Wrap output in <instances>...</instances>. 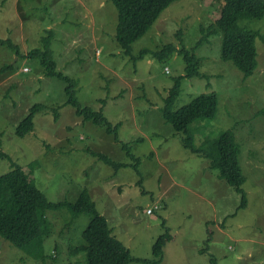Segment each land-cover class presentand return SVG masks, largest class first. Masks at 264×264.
<instances>
[{
	"label": "rangeland",
	"instance_id": "obj_1",
	"mask_svg": "<svg viewBox=\"0 0 264 264\" xmlns=\"http://www.w3.org/2000/svg\"><path fill=\"white\" fill-rule=\"evenodd\" d=\"M221 4L222 0H175L133 42L132 54L171 41L180 48L178 34L185 47L192 49L202 36L201 25L216 20ZM117 20L118 10L111 0H0V38L12 37L24 53L39 47L45 31L54 29L52 48L58 69L78 80L82 105L102 107L110 121L121 123L119 138L140 157V174L124 167L115 175L113 167L85 150L129 160L103 127L91 121L82 124L74 108L64 104L66 83L46 77L39 58L19 59L0 45L2 150L28 174L39 172L36 184L52 201H75L79 191L87 188L117 238L134 257L149 260L130 264H154L153 245L166 229L163 222L172 239L159 264H264V116L256 114L264 107L263 43L257 38L258 68L243 79L231 62L221 59L220 35L210 37L196 53L203 59L201 71L209 76L211 87L207 79L186 78L174 105L178 109L200 93L217 94L216 116L196 121L192 130L196 144L224 129L237 135L248 177L244 184L248 203L236 212L241 194L218 177L219 171L210 168L205 157L186 149L183 134L162 116L168 90L175 77L184 73L183 55L176 51L164 61L151 55L132 60L116 40ZM243 22L264 33V17ZM7 63H15V70L1 71ZM38 102L59 106L60 119L55 121L52 111L38 113L34 130L19 137V122ZM10 169V161L0 158V174ZM155 204L160 208L148 213ZM62 215L49 213L55 225L53 240L59 243L56 261L22 258L23 250L0 236V264H71L68 241L73 235L81 236L89 218L81 215L67 229ZM209 234L210 249L200 253ZM79 259L73 262L81 264Z\"/></svg>",
	"mask_w": 264,
	"mask_h": 264
},
{
	"label": "trees",
	"instance_id": "obj_2",
	"mask_svg": "<svg viewBox=\"0 0 264 264\" xmlns=\"http://www.w3.org/2000/svg\"><path fill=\"white\" fill-rule=\"evenodd\" d=\"M111 1L118 10L115 37L126 56H130L132 60H138L151 55L159 61H164L176 51L183 55L186 63L184 73L175 77L172 87L168 90L167 96L164 98V107L161 109L162 116L177 133L183 134L182 144L186 149L200 157H205L209 161V167L219 171L218 177L241 194V203L236 212L238 209L247 207L248 199L244 184L248 177L241 164L242 145L235 132L232 129H224L210 133L200 144H196L194 141L192 124L199 120L213 119L216 116L217 94L215 92L200 93L178 109H175L174 105L181 92L182 81L186 78L207 79L206 85L211 87L209 76L201 71L203 59L197 55L196 49L212 36L220 35L221 59L231 62L243 74V79L255 72L259 63L256 42L259 38L264 45V33L259 29L245 25L243 21L263 18L264 0H222L219 16L210 25H201L202 36L192 49L185 47L184 38L178 34L180 48L177 43L171 41L155 50L145 47L137 55L132 54L133 42L147 33L163 10L175 0ZM247 22L249 21L247 20ZM54 36V29H47L40 38L41 45L31 48L26 53L23 52L21 44L12 37L0 38V45L14 51L19 59L39 58L46 77H57L66 83L64 104L74 108L75 114L82 118V124L91 121L95 125L103 127L107 134L114 137L129 160H115L102 151L90 148H85V150L93 157H97L98 160L100 159L113 167L115 175L119 169L124 167H132L140 174V157L133 153L128 142L119 138L121 123L110 121L102 107L97 110L82 105L77 97L78 80L58 69L52 48ZM15 68V63H7L1 71L11 70L12 72ZM165 70L167 73L169 72L168 67ZM44 111H52L55 121L60 119L59 106L44 102L35 103L29 107L28 113L19 122L16 134L19 137H25L32 132L36 125L35 116ZM256 114L264 116V107ZM42 133L45 135L44 131ZM1 136L0 133V158L8 159L11 169L0 174V236L23 250L25 255L23 254L22 258L26 256L43 263L49 258L56 261L59 243L55 239L53 240V235L56 233L55 225L49 216L51 211H56L63 214L62 219L67 229L71 228L79 216L86 215L89 218L81 236L73 238V235L68 241V256L71 264H78V262H73L75 257L80 258L81 264H130L134 261L145 263L149 261L134 257L130 249L117 238L107 217L99 211L96 201L87 188H82L79 191L75 201L50 200L36 184L37 178L35 177L39 172L28 174L23 166L5 150H2ZM43 143L50 146V142ZM153 155L154 152H151L150 156ZM34 164L39 167L40 163L35 160ZM139 182L142 183L141 180ZM76 183L82 185L79 182ZM159 208L160 206L155 204L154 207L148 208L147 212L151 209V212L148 213H153ZM163 226L166 228L164 233L157 238L153 245V256L157 259L154 264L161 263L164 247L172 239L170 228L166 227L165 222H163ZM211 241L212 234H209L204 243L205 247L199 250L200 253L209 251L210 244L208 243ZM210 259V262L214 263L212 256Z\"/></svg>",
	"mask_w": 264,
	"mask_h": 264
},
{
	"label": "built area",
	"instance_id": "obj_3",
	"mask_svg": "<svg viewBox=\"0 0 264 264\" xmlns=\"http://www.w3.org/2000/svg\"><path fill=\"white\" fill-rule=\"evenodd\" d=\"M148 212H151V209H149Z\"/></svg>",
	"mask_w": 264,
	"mask_h": 264
}]
</instances>
